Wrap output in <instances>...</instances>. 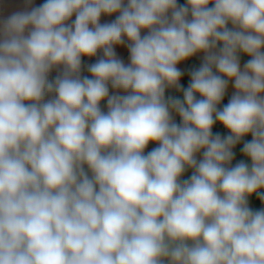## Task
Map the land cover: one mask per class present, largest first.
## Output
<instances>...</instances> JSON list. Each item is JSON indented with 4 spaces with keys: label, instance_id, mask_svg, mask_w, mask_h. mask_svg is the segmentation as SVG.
<instances>
[{
    "label": "clouds",
    "instance_id": "1",
    "mask_svg": "<svg viewBox=\"0 0 264 264\" xmlns=\"http://www.w3.org/2000/svg\"><path fill=\"white\" fill-rule=\"evenodd\" d=\"M253 196L264 0H44L0 19V264H264Z\"/></svg>",
    "mask_w": 264,
    "mask_h": 264
},
{
    "label": "crops",
    "instance_id": "2",
    "mask_svg": "<svg viewBox=\"0 0 264 264\" xmlns=\"http://www.w3.org/2000/svg\"><path fill=\"white\" fill-rule=\"evenodd\" d=\"M44 3V0H31V5H26V0H0V19H3L5 17H7L8 15H10L12 12L15 11H22L25 10L26 7H35V6H39L40 4ZM186 0H178V4H185ZM75 17H73L74 19ZM115 19V15L113 16H102L101 17V23H106V22H111L112 20ZM229 27H231V25H229ZM144 34V33H142ZM115 51L117 53L118 58L122 59L124 61L125 64H128L129 61V52L126 48V46H116L115 47ZM100 57L102 56V52H99ZM99 57V58H100ZM98 58V59H99ZM249 59V57H247L246 55H241V67H243V64ZM97 60V59H96ZM96 60L94 62H96ZM93 62V63H94ZM203 62V54L202 53H198L197 55L189 58L188 60L181 62L179 65H177L178 68L181 69V71L184 73V75L181 78L180 83L183 84L185 87H187L188 83L190 82V75L189 73L195 69H198L200 67V65ZM56 72H59L58 70H53ZM84 76H89L90 74L88 72H86L84 74ZM56 76H49L50 80H54ZM115 90H112L110 88V94L114 93ZM234 89L232 87V83H229V87L228 90L226 92L225 98L221 103V107L226 104L228 102V100L230 99L231 95L233 94ZM120 94H123L122 92ZM166 96H173V97H178L182 99V93L176 91L175 89H169L166 91ZM101 108L103 111H107V107H106V101L102 102L101 104ZM174 119L176 121V119L179 117L178 115H176L175 113H173ZM213 133L216 134H220L221 136H223L222 132L217 130L215 127L213 128ZM245 140H251L250 136H246L244 138ZM158 145H156L155 143H150L148 148L145 150V153H147L148 151H150L152 148L156 147ZM243 147V141L237 145L234 148V152H235V160H233L232 164L235 165V163H237L240 160H245V162L250 163V161H247L246 158L243 156V154L241 153V148ZM202 158V154H197V159ZM192 174V170L188 169L184 175L181 177V180H185L188 179ZM249 207L252 208L254 211L256 210H260V205H259V200L253 196L250 198L249 200Z\"/></svg>",
    "mask_w": 264,
    "mask_h": 264
},
{
    "label": "built area",
    "instance_id": "3",
    "mask_svg": "<svg viewBox=\"0 0 264 264\" xmlns=\"http://www.w3.org/2000/svg\"><path fill=\"white\" fill-rule=\"evenodd\" d=\"M100 57V54H99V52H98V54H97V56L96 57H92V58H89V57H83L82 58V61H83V64H82V71H81V75L82 76H84V74L86 73V72H88L87 71V65L88 64H91V63H93L96 59H98ZM59 74V72H56V71H52V73L50 74L51 76H57ZM217 130H219V131H221L222 132V134H223V136H226V135H228L229 133H228V131L221 125V124H219V123H217L215 126H214ZM222 136V137H223ZM250 136V135H249ZM251 137V136H250ZM234 160H235V158H234ZM262 208H264V205H261L260 204V210L262 209Z\"/></svg>",
    "mask_w": 264,
    "mask_h": 264
},
{
    "label": "trees",
    "instance_id": "4",
    "mask_svg": "<svg viewBox=\"0 0 264 264\" xmlns=\"http://www.w3.org/2000/svg\"><path fill=\"white\" fill-rule=\"evenodd\" d=\"M176 122H177V123L180 122V118H179V117L176 119ZM260 204H261V203L259 202V205H260Z\"/></svg>",
    "mask_w": 264,
    "mask_h": 264
},
{
    "label": "rangeland",
    "instance_id": "5",
    "mask_svg": "<svg viewBox=\"0 0 264 264\" xmlns=\"http://www.w3.org/2000/svg\"><path fill=\"white\" fill-rule=\"evenodd\" d=\"M219 107H221V105Z\"/></svg>",
    "mask_w": 264,
    "mask_h": 264
}]
</instances>
